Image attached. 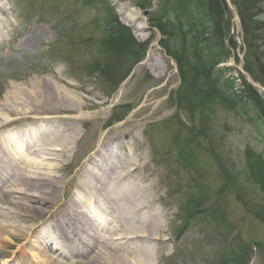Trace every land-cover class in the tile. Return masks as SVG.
I'll return each mask as SVG.
<instances>
[{"label": "rangeland", "instance_id": "rangeland-1", "mask_svg": "<svg viewBox=\"0 0 264 264\" xmlns=\"http://www.w3.org/2000/svg\"><path fill=\"white\" fill-rule=\"evenodd\" d=\"M3 2L7 4V16L14 24L10 33L4 35L5 41L0 43V102L5 101L7 93L17 86L27 85L37 91L40 81L45 79L59 82L60 89L85 101L86 107L81 111L75 104L59 102L72 109L59 116L74 117L75 129L80 132L72 146L59 142V149L69 150L52 154L58 144L52 145L49 133L41 138L42 128L31 131L36 132L33 141L21 139L24 148L30 145L33 150L40 149L35 158H52V154L66 160L62 169L65 178L55 208L76 196L75 181L98 148L110 150L118 140L121 148L125 145L123 151L120 149L122 153L130 146L142 156V173L155 175L158 206L170 211L163 235L167 239L162 251L164 258L159 259L158 264H264V190L251 178V168L255 166L254 170H258L257 158L264 161V119L249 98L243 93L244 98H239L243 80L249 81L241 66L242 60L246 63L245 54L238 47L229 48L231 58L217 67L227 70L224 75L217 68L207 73L211 80L220 81L218 88L223 95L211 100L212 106L203 118L204 106H195L200 109L194 108V112L192 108L185 112L178 108L177 96L182 86L178 63L161 47V41L166 39L171 49L181 53L185 46L192 42L196 44L195 33L186 31L187 23L193 21L189 13L198 16L196 0L179 1L185 6L180 7L183 15L178 27L174 12L168 14L163 0H107L97 4L87 0ZM141 2L149 4V11L138 7ZM172 2L176 4L177 0ZM126 4L142 13L139 23L145 22L144 32H137L134 24L125 23L126 15L121 14L120 8ZM262 9L264 11V0ZM110 12L115 17L112 26L107 17ZM149 16L166 27H177V38L164 36L156 25L150 24ZM229 16L225 15L222 24L223 30L228 32L226 43L240 31L235 14L228 27ZM202 19L201 31L207 34L210 24L205 26L206 17ZM168 20L172 25L167 24ZM117 22L132 30L136 42L146 44L147 51L138 63L130 57L115 59V62L123 63V70L132 66L128 78L115 88L95 69L103 63L102 45L109 36V28H114ZM37 28L47 34L30 50L21 49V41ZM201 44L199 58L195 59L191 47L189 55L195 64L202 57L201 62L210 68L212 57L210 53L206 54L207 46ZM149 53L164 66L163 71H151L143 64ZM159 73L161 77L156 76ZM202 104L208 105L206 100ZM48 132H51L50 128ZM259 167L264 168V162H260ZM197 208H201V212ZM209 213L213 216L207 217ZM221 214L226 217L222 222L224 227L217 225ZM6 241L11 243L8 238ZM25 241L18 240L16 246L3 249L0 245V251L5 253L0 256V264H30L19 255L10 260ZM28 252L39 255L38 250Z\"/></svg>", "mask_w": 264, "mask_h": 264}, {"label": "bare ground", "instance_id": "bare-ground-1", "mask_svg": "<svg viewBox=\"0 0 264 264\" xmlns=\"http://www.w3.org/2000/svg\"><path fill=\"white\" fill-rule=\"evenodd\" d=\"M130 6H121L120 12L126 15L127 25L134 24L135 30L142 33L147 28L145 22L139 23L142 13ZM7 11V4L0 0V43L14 24ZM46 34L37 28L25 36L20 48L30 50ZM143 64L151 71L164 69L152 53ZM58 83L41 80L37 91L27 85L17 86L0 102L1 249L26 240L10 260L19 255L30 264H158L164 258L167 239L163 235L170 211L158 206L155 175L142 173V156L133 147L122 153L125 145L121 148L117 140L110 150L98 148L75 181L76 196L55 208L66 160L52 154L69 150L59 149V142L72 146L80 133L75 129L74 117L59 116L72 110L59 102L75 104L80 111L86 107L84 100L72 97ZM241 86L242 92L243 82ZM35 128L44 131L41 138L49 133L52 145L58 144L50 154L52 158H35L40 149L21 145L22 138L33 141L36 132L31 131ZM28 250H38L39 255H30ZM4 254L0 251L1 257Z\"/></svg>", "mask_w": 264, "mask_h": 264}, {"label": "trees", "instance_id": "trees-1", "mask_svg": "<svg viewBox=\"0 0 264 264\" xmlns=\"http://www.w3.org/2000/svg\"><path fill=\"white\" fill-rule=\"evenodd\" d=\"M87 1L94 4L98 0ZM179 1L180 0H177L176 4H173L172 0H163L162 2L168 14L172 11L174 12L177 18L175 23L177 27L180 25V18L183 15V10L180 9V7L185 6V4L179 3ZM190 3H192V1ZM196 3L198 16L193 12L192 14L194 16H192V14L188 12L193 21L190 20L186 28L187 32L195 33L194 38L197 39L196 44L192 42L190 46H185L186 49L181 53L177 49H171V47L166 44V39L161 41V46L165 48L169 56H173L178 63L182 80V86L177 96L179 109L185 111L192 108L194 112V108L200 109L195 106H204L202 113L204 118L205 111L212 106L211 100H214L217 95H223L218 88V82L220 81H217L215 78L211 80L207 73L215 70L216 66L220 63H226L231 56L229 48L237 47V43L234 38H232L231 41L229 40V43H226L225 40V35H227L228 32L223 30L222 24L226 14L227 16L231 14L227 19L228 27L232 25V13L229 10L226 0H196ZM233 4L240 15L244 32V41L247 49L245 69L252 75L254 81H258L264 85V76H260L264 73V18H262L264 11L263 9L261 11L262 0H233ZM148 5L149 4H146V2H141L138 7L143 10H149L150 8ZM203 16L206 17L205 26L210 24L207 34L204 30L201 31ZM108 18L112 26V21H115L114 14L111 13ZM149 22L151 25H156L167 38L172 36L174 39L177 38V27L172 25V22L169 20L167 24L172 25L173 28L164 26L161 21L154 20L151 16H149ZM211 27L212 31L209 32ZM170 28L171 30H169ZM109 29L107 33L109 36L102 45L104 48L101 49L103 52V63L98 65L95 72L106 82L118 88L122 81L130 75L132 66H129L127 70H123V63L115 62V59H127L130 57L134 60V63H138L144 59L147 45L138 44L131 30L119 24V22L114 24V28L110 27ZM199 43H202V46H207L208 52H206V54L210 53L212 57V60H210V68H207L208 66L205 65L204 61L201 62L202 57L201 60L195 64L193 62L194 59L189 55L190 47V52L193 53L195 59L202 55L201 49L198 48L200 45ZM218 71L224 75V72L227 70L222 69ZM225 81L229 82L228 80ZM243 88L239 98L243 99L244 97H242V95L244 94L245 97L252 101V106L255 107L264 118V98L260 95L259 90L251 84H248L245 79L243 80ZM203 100H206L208 105H203ZM241 104L244 105L243 101ZM257 160H259L258 170H254V168H256L255 166L251 168V178L264 190V168L261 167L260 169L259 167L260 162L262 163L264 161L261 160V157H258Z\"/></svg>", "mask_w": 264, "mask_h": 264}]
</instances>
